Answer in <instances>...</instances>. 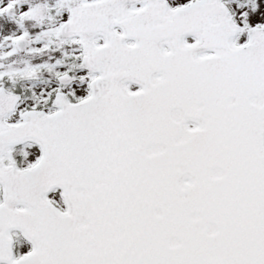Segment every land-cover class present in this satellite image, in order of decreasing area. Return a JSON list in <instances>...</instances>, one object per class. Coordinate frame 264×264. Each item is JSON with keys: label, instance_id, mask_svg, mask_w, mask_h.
Returning <instances> with one entry per match:
<instances>
[{"label": "snow or ice", "instance_id": "6c2138e0", "mask_svg": "<svg viewBox=\"0 0 264 264\" xmlns=\"http://www.w3.org/2000/svg\"><path fill=\"white\" fill-rule=\"evenodd\" d=\"M0 264H264V0H0Z\"/></svg>", "mask_w": 264, "mask_h": 264}]
</instances>
